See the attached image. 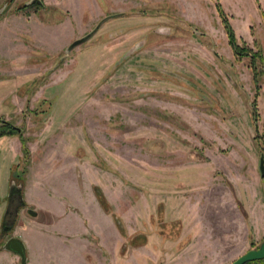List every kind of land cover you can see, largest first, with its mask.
<instances>
[{
  "label": "rangeland",
  "instance_id": "1",
  "mask_svg": "<svg viewBox=\"0 0 264 264\" xmlns=\"http://www.w3.org/2000/svg\"><path fill=\"white\" fill-rule=\"evenodd\" d=\"M40 2L0 0V250L20 222L46 219L35 191L65 200L75 180L112 200L122 251L146 238L137 261L183 264L181 230L222 243L225 264L257 248L264 0ZM224 20L252 53H235ZM11 179L33 203L3 232Z\"/></svg>",
  "mask_w": 264,
  "mask_h": 264
},
{
  "label": "crops",
  "instance_id": "2",
  "mask_svg": "<svg viewBox=\"0 0 264 264\" xmlns=\"http://www.w3.org/2000/svg\"><path fill=\"white\" fill-rule=\"evenodd\" d=\"M60 188L62 182L51 186L54 191H64ZM63 188L67 189L65 197L68 199L65 200L52 196L45 188L34 192L40 195L47 193V199L38 203L39 209H47V217L35 219L45 222L42 228L37 229L33 225V219L24 220L16 227L17 238L25 246L26 264H150L145 259L137 261L132 254V251H139L141 255H145L142 251L147 249L148 241L137 248L131 247L122 251L119 240L121 237L123 244L124 239L113 216L104 211L94 195L87 194L80 181H68ZM26 191L24 200L33 203L30 193ZM105 194L107 201L113 203L107 193ZM176 237V256L182 255L181 263L225 264L221 256L224 253L223 247H220L222 243L214 245L211 235L196 229L181 230ZM0 255L11 264L20 263V258L6 248L0 250ZM152 264H159V258ZM165 264L168 263L165 261Z\"/></svg>",
  "mask_w": 264,
  "mask_h": 264
},
{
  "label": "water",
  "instance_id": "3",
  "mask_svg": "<svg viewBox=\"0 0 264 264\" xmlns=\"http://www.w3.org/2000/svg\"><path fill=\"white\" fill-rule=\"evenodd\" d=\"M37 3H40V2L37 0ZM84 39L85 37L74 40L70 44L69 47L72 48L78 45ZM259 170L261 173V177H263L264 176V158L262 155L259 161ZM10 201L8 202L7 208L4 211L3 227H2L4 231H8L11 228L15 215L18 213V208L21 205L20 197L18 196L15 199H13L14 204H11ZM29 213L35 214V211L32 209H29ZM4 248L17 254L20 258V264H26L25 246H24V243L20 239L14 236L9 237L7 241L4 243ZM263 258H264V241L261 242V244L257 248L249 249L243 254H241L240 256H238L235 260L231 262V264H246L247 262L259 260Z\"/></svg>",
  "mask_w": 264,
  "mask_h": 264
},
{
  "label": "trees",
  "instance_id": "4",
  "mask_svg": "<svg viewBox=\"0 0 264 264\" xmlns=\"http://www.w3.org/2000/svg\"><path fill=\"white\" fill-rule=\"evenodd\" d=\"M224 22H225V20H224ZM225 27L227 29V33H228V36H229L230 43L232 44V47H233L235 53L238 56H241V55L246 54V53H252V50L250 48L238 46L234 42L233 32H232L230 26L227 24V22H225ZM253 70H255V68H253ZM254 74H255V72H254ZM8 125L9 124L7 122L4 123V126H7L8 127ZM15 130H16V133H17L19 131V128H15ZM10 133L13 134V132H10ZM263 138H264V136H263ZM13 179H11L12 182H10V186L9 187H10V189L12 187V189L10 190V192L13 191L14 189L17 190L16 191L17 192V195L16 196L20 197V201H21L20 204L21 205L18 208V211H19V209L25 205V201L23 199V190H22L21 186H18L16 183H14V180ZM262 179L264 181V176L262 177ZM15 180H17V178ZM96 197H97L100 205L104 209V211H106V212L110 211V206H109L108 201L106 200V197L103 195V193L101 192V190L100 189H97V188H96ZM3 216H4V214H3ZM16 218H17V214L15 215V218H14L13 223L11 225V228L9 230L13 229V227H14V225L16 223ZM113 219H114V222H115L116 226L118 227L120 233L124 234V227L122 226L121 221L119 220V218L117 216L113 215ZM2 227H3V218H2ZM3 232H7V231H4L3 230ZM140 237L142 238L144 236L141 235ZM134 240H135V238H133V239L130 240V244L132 246H140V245H143V244L146 243V238L145 237L140 242H135ZM262 241H264V235H263ZM251 245H253V242H251ZM246 264H264V258L263 259H259V260L250 261V262H247Z\"/></svg>",
  "mask_w": 264,
  "mask_h": 264
},
{
  "label": "flooded vegetation",
  "instance_id": "5",
  "mask_svg": "<svg viewBox=\"0 0 264 264\" xmlns=\"http://www.w3.org/2000/svg\"><path fill=\"white\" fill-rule=\"evenodd\" d=\"M39 2H40V0H38ZM35 2L37 3V0H35ZM37 4H39L40 6H42V3L40 2V3H37ZM11 189H12V187H11ZM10 187H9V192H8V196H7V204H8V202L10 201L11 202V204H14V201H13V199H15L17 196V190H13V191H11L10 192ZM21 203V202H20ZM6 208H7V205H6ZM5 208V209H6ZM5 211V210H4ZM25 253H26V251H25ZM15 254V253H14ZM17 255V254H16ZM18 256V255H17ZM19 257V256H18Z\"/></svg>",
  "mask_w": 264,
  "mask_h": 264
}]
</instances>
